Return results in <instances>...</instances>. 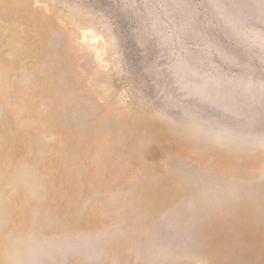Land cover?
<instances>
[{"label": "rangeland", "instance_id": "1", "mask_svg": "<svg viewBox=\"0 0 264 264\" xmlns=\"http://www.w3.org/2000/svg\"><path fill=\"white\" fill-rule=\"evenodd\" d=\"M0 264H264V0H0Z\"/></svg>", "mask_w": 264, "mask_h": 264}]
</instances>
